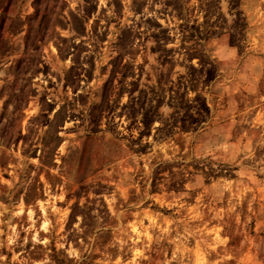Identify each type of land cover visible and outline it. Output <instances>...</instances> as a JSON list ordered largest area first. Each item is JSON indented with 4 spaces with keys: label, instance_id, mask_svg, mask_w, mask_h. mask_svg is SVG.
<instances>
[{
    "label": "rangeland",
    "instance_id": "374dc122",
    "mask_svg": "<svg viewBox=\"0 0 264 264\" xmlns=\"http://www.w3.org/2000/svg\"><path fill=\"white\" fill-rule=\"evenodd\" d=\"M0 264H264V0H0Z\"/></svg>",
    "mask_w": 264,
    "mask_h": 264
}]
</instances>
